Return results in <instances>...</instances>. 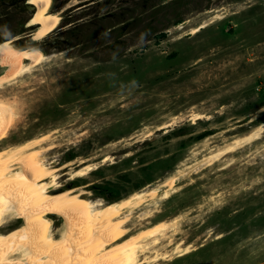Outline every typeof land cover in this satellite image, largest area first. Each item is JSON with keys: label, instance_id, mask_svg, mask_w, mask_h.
<instances>
[{"label": "rangeland", "instance_id": "1", "mask_svg": "<svg viewBox=\"0 0 264 264\" xmlns=\"http://www.w3.org/2000/svg\"><path fill=\"white\" fill-rule=\"evenodd\" d=\"M52 2L60 24L34 41L39 24L29 21L42 4L0 0V41L17 37L13 45L51 54L0 91L22 107L0 147L50 132L42 159L73 163L57 171L56 191L71 176L62 171L74 177L81 160L93 169L75 179L102 177L121 196L148 183L166 188L180 169L169 198L156 193L131 212L134 229L148 221L140 213L149 204L173 219L156 247L170 255L150 264H264V0ZM193 113L204 118L192 123ZM225 147L233 151L202 162ZM54 220L57 229L64 219ZM26 224L18 214L6 227ZM180 241L192 251L174 253Z\"/></svg>", "mask_w": 264, "mask_h": 264}, {"label": "bare ground", "instance_id": "2", "mask_svg": "<svg viewBox=\"0 0 264 264\" xmlns=\"http://www.w3.org/2000/svg\"><path fill=\"white\" fill-rule=\"evenodd\" d=\"M29 1L42 4L29 21V25L39 24L31 33L32 39L39 41L57 29L61 20L60 11L51 9L52 0ZM31 2L27 0V3ZM213 21L189 28L190 34L198 33ZM176 27L180 29L183 26ZM15 39L18 38L11 36L0 41V61L7 65L0 72V91L31 74L51 56L36 46L17 47L12 43ZM20 105L21 101L0 95V141L8 138ZM202 118L204 114L193 113L191 120L197 123ZM166 127L169 124L161 125L159 129ZM49 135L50 132L37 133L0 147V264H150L167 258L170 254L159 252L156 247L173 224V219L163 217V212L154 210L155 205L149 204L140 213L141 219L148 220L145 224L134 229L128 223L133 219V209L154 194L169 198L171 185L180 169L167 175L162 184L166 188L161 184L148 183L109 203L98 197H85L73 187L56 191L59 188L57 171L73 163L54 167L42 159V153L51 147L39 146L48 140ZM252 136L254 134L247 135ZM232 151L225 147L210 152L212 154L209 153L202 162L217 160ZM109 159L105 156L103 162ZM82 162L79 161L81 167L74 173L75 176L85 177L93 169L90 164L81 165ZM67 174L71 175L70 179H75L73 173ZM18 214L26 218L27 224L9 231L6 224ZM55 216L64 219L57 229L53 227ZM220 237L217 235L215 238ZM191 251V243L183 245L180 241L174 246V253L178 256Z\"/></svg>", "mask_w": 264, "mask_h": 264}, {"label": "flooded vegetation", "instance_id": "3", "mask_svg": "<svg viewBox=\"0 0 264 264\" xmlns=\"http://www.w3.org/2000/svg\"><path fill=\"white\" fill-rule=\"evenodd\" d=\"M205 131V130H202ZM201 133V132H200ZM78 153H73L71 151L65 153V157L66 158H73L72 161H75L76 159L80 158L81 155H78ZM65 159L60 160L61 162H56V163H60V165H63V163ZM70 160V159H67ZM81 161H85V160H81ZM83 163V162H82ZM77 165V163H75L73 165V167H75ZM79 162H78V166H79ZM68 170L66 169V171H62V174H67ZM69 178V176L67 177V179ZM102 177H97V178H93L91 180H88L86 182H81V180L79 178L71 180L68 179L69 181L65 184H63V188L62 189H66V188H75V189H79L80 192H82L83 196L87 197H91V198H95L92 196H96L97 194H101L102 198L105 199H110V198H118L119 196L122 195V192L120 190H117L116 188H114L109 182H104L101 180ZM87 180V179H86ZM107 180V179H106ZM65 186V187H64ZM85 187V189H81ZM86 190V191H85Z\"/></svg>", "mask_w": 264, "mask_h": 264}, {"label": "trees", "instance_id": "4", "mask_svg": "<svg viewBox=\"0 0 264 264\" xmlns=\"http://www.w3.org/2000/svg\"><path fill=\"white\" fill-rule=\"evenodd\" d=\"M29 21V20H28ZM22 24H25V21H23V23ZM162 36H164V32H161L159 35H158V37H162ZM10 38V37H9ZM4 40V39H3ZM2 41V40H1ZM17 46V45H16ZM17 47H19V46H17ZM210 133H212V130L211 129H209V130H205V131H202L200 134H198V137H202L203 135H207V134H210Z\"/></svg>", "mask_w": 264, "mask_h": 264}, {"label": "water", "instance_id": "5", "mask_svg": "<svg viewBox=\"0 0 264 264\" xmlns=\"http://www.w3.org/2000/svg\"><path fill=\"white\" fill-rule=\"evenodd\" d=\"M28 6V5H27ZM30 7V6H29ZM31 8V7H30Z\"/></svg>", "mask_w": 264, "mask_h": 264}, {"label": "crops", "instance_id": "6", "mask_svg": "<svg viewBox=\"0 0 264 264\" xmlns=\"http://www.w3.org/2000/svg\"><path fill=\"white\" fill-rule=\"evenodd\" d=\"M211 130H212V128H211Z\"/></svg>", "mask_w": 264, "mask_h": 264}]
</instances>
